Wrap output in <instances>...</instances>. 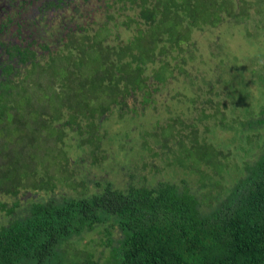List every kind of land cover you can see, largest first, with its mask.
I'll use <instances>...</instances> for the list:
<instances>
[{"label":"trees","instance_id":"1","mask_svg":"<svg viewBox=\"0 0 264 264\" xmlns=\"http://www.w3.org/2000/svg\"><path fill=\"white\" fill-rule=\"evenodd\" d=\"M240 2L244 6L236 5L237 23L247 32L251 3ZM115 7L106 13L103 23L82 30L75 41L51 44L50 50L45 48L44 59H30L26 74L12 85L15 87L0 92V100L5 99L2 102L13 97L17 105L18 86H32L29 75L39 68L51 70V91L59 99L55 112L49 98L42 106L26 103L30 132L35 126L40 128L38 135H53L54 151H59L55 171L59 173L54 180H43L40 165L32 172L31 181H26L23 170L12 186L0 187V192L16 195V189L21 188L33 196L22 215L10 217L16 203L2 213L0 264H97L88 253L80 254L81 250L68 252L71 241L97 227L104 232L101 247L107 252L101 264H264V102L256 111L244 109L227 120V106L220 110L214 103L213 98L221 96L213 97L220 94L211 83L202 105L195 99L187 101L188 115H195L188 124L182 116L174 115L150 121L148 129L137 131L140 148L146 153L142 159L151 160L159 153L164 164L194 176L197 187L187 181L162 179L151 164L150 184L141 167L135 173H125L120 188L100 179L87 193L85 179L77 186L80 193L68 196L62 192L52 197L59 189L56 185L65 180L68 164L100 163L96 159L106 136L103 124L110 118L135 120L145 108L155 109L156 97L166 94L169 82L184 72L192 32L217 26L215 20L228 2L120 0V6ZM256 21H264V15ZM260 64L256 72L249 70V79L264 99V65ZM239 72V78L232 76L222 94L233 104L247 96L240 83L244 75ZM68 93L73 102H64ZM18 110L23 114L28 111ZM198 124L203 125L200 131ZM176 126L179 130L173 131ZM215 129L232 131L255 148V158L245 157L232 172L225 152L205 137L211 132L214 137ZM66 131L73 135L76 149H85L70 160L59 145ZM204 170L214 172V179ZM225 175L232 177L227 187H222ZM218 185L224 190L214 189ZM4 207L0 203V211Z\"/></svg>","mask_w":264,"mask_h":264},{"label":"rangeland","instance_id":"2","mask_svg":"<svg viewBox=\"0 0 264 264\" xmlns=\"http://www.w3.org/2000/svg\"><path fill=\"white\" fill-rule=\"evenodd\" d=\"M250 2L251 6L247 7L248 15L251 17L247 21L248 33L245 32L246 29L241 26L242 24H234L232 18L229 17V14H234L235 11L232 6L227 12L222 11L220 13V19L217 22L220 23L217 26L202 29V31H193L189 44L186 46L184 72H181L179 76H175L174 81L169 82L166 94L162 92L161 95L156 97L155 109L145 108L141 113L142 116L137 117L135 120L110 118L107 123L103 124L106 136L102 138L96 159L100 163L95 166L89 165L88 162H86L87 165L83 166L68 164L67 171L64 174L65 180L56 185L59 189L52 197H57L62 192L69 194L68 196L80 193L77 186L79 183L82 184L85 179L89 186L87 193L92 189L91 184L100 179H106L116 188H120V184L127 178L125 173H135L141 167L140 172L147 177L150 184L152 182L149 170L151 164L158 170V176L162 179L176 183L187 181L191 187H197L198 184L194 176L183 168L164 164L162 161L163 156L159 153L157 154L159 156L156 155L151 160L142 159L141 157L145 156L146 153L140 148L141 140L137 135V131L148 129L150 121H162L174 115L182 116L186 120L185 123L188 124L189 119L195 115L194 113L188 115L189 106L187 101L195 99L198 105H202L208 97L205 92L209 83L213 84L214 91L220 94L213 97L221 96L220 98H213L214 103L217 102L220 110L227 106L224 107V116L227 120L238 117L244 109L256 111L257 107L263 104L264 99L259 98V92H257L255 85L250 82L249 77L252 76L249 74V70L253 69L256 72L261 69L260 63V65H264V58L256 57L257 55L264 56V21H256L261 15H264V0H251ZM98 16L101 17L102 15L98 14ZM255 21L256 23H254ZM50 71L43 72L39 68H35L30 73L29 81L32 86H18V90L15 92H20L17 94L19 99L15 98L17 105L13 101V97H11L12 100L8 101L2 102V100H5L4 98L0 100V114L2 115V118H0V187L8 188L12 186L16 180L21 178L23 170H25L26 181H31L32 172L38 170L40 165H42L40 170L43 180L47 177H50V180L57 178L59 172L55 169L59 168V151H54L55 146L51 140L53 135L46 132L47 135L45 136L41 132L43 136H40L37 133L40 132V128H35V126V131L30 132L28 128L29 119H27L29 106L26 104L30 102L33 105L40 104L42 106L47 101L45 98H49L53 111L59 110V99L57 96L55 99L51 91ZM237 71L244 75L242 76L239 72L242 76L241 88L247 96L243 102L235 101L234 104L239 105L233 109V100L223 97L222 94L225 89H228L227 85L230 86L229 81L233 79L234 75L239 78ZM18 80H20V77L14 78V82H18ZM233 82L231 84L235 85L236 81L233 80ZM203 91L204 94H202ZM69 100L73 102V98L68 93L65 95L64 102ZM22 103L25 106H22ZM11 107L14 108L15 112ZM18 109L28 111L23 114ZM25 123L28 124L23 125ZM202 124H198L199 131L200 125L203 128ZM176 130H179L177 126L174 127L173 131ZM214 132V137H211L212 132L206 134L205 137L208 142L214 140L211 143L225 152L227 155L226 163L232 166V172L234 168H240V162L245 157L255 158V148L236 138L237 135L233 134L232 131L215 129ZM61 142L62 144H58L64 147V155L66 154L69 160L85 151L84 148L76 149L73 135L69 134L68 131H66ZM65 160L68 159L65 158ZM204 172L214 179V172L210 170H204ZM231 177L232 175L230 177L225 175L220 185L225 187ZM221 186L218 185L214 189L217 191L224 190ZM15 193L16 195L0 192V203L5 206L4 210L0 211L1 223L4 222L2 213L7 212L14 203H16L13 211L14 215L10 217L22 215V211L33 199L32 195L21 188L19 191L16 189ZM103 240H105L104 232H102L101 227H97L92 232L83 235V238L71 241L68 252H71L72 248L78 251L81 250L80 254L81 252L88 253L92 261L101 264L107 256L106 250L101 247Z\"/></svg>","mask_w":264,"mask_h":264},{"label":"flooded vegetation","instance_id":"3","mask_svg":"<svg viewBox=\"0 0 264 264\" xmlns=\"http://www.w3.org/2000/svg\"><path fill=\"white\" fill-rule=\"evenodd\" d=\"M221 1L228 2L224 12L234 7L229 17L237 25L241 0ZM117 4L120 0H0V92L26 74L30 59H44L51 44L75 41L82 30L103 23Z\"/></svg>","mask_w":264,"mask_h":264}]
</instances>
